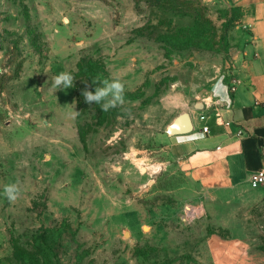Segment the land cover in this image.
Segmentation results:
<instances>
[{"label": "rangeland", "instance_id": "rangeland-1", "mask_svg": "<svg viewBox=\"0 0 264 264\" xmlns=\"http://www.w3.org/2000/svg\"><path fill=\"white\" fill-rule=\"evenodd\" d=\"M241 17L226 0H0V264L44 237L55 257L31 264H264V204L204 197L158 139L230 83ZM60 72L74 84L54 92ZM96 76L121 79L122 107L85 102Z\"/></svg>", "mask_w": 264, "mask_h": 264}, {"label": "crops", "instance_id": "crops-1", "mask_svg": "<svg viewBox=\"0 0 264 264\" xmlns=\"http://www.w3.org/2000/svg\"><path fill=\"white\" fill-rule=\"evenodd\" d=\"M226 1L242 11V53L236 58L233 78L229 84L219 83L202 100L203 109L194 103L193 131L169 134L164 130L158 139L204 197L215 198L220 205L252 208L264 204V184L254 187L251 183V175L264 167V0ZM234 79L238 83L232 92ZM207 103L213 106L208 108ZM218 109L232 123H219ZM202 113L209 114L205 122L200 120ZM203 124L210 126L208 133L202 130Z\"/></svg>", "mask_w": 264, "mask_h": 264}, {"label": "clouds", "instance_id": "clouds-1", "mask_svg": "<svg viewBox=\"0 0 264 264\" xmlns=\"http://www.w3.org/2000/svg\"><path fill=\"white\" fill-rule=\"evenodd\" d=\"M74 80L75 77L70 72H60L52 77L50 88L54 92L60 88L67 89L73 86ZM92 83L96 85L94 91L86 85L81 92L87 104L99 105L103 112H109L125 104V85L120 78L102 79L100 76H96L92 79ZM78 113L74 111V115H78ZM21 193L22 187L19 180L3 185L2 195L9 203L16 202Z\"/></svg>", "mask_w": 264, "mask_h": 264}, {"label": "trees", "instance_id": "trees-1", "mask_svg": "<svg viewBox=\"0 0 264 264\" xmlns=\"http://www.w3.org/2000/svg\"><path fill=\"white\" fill-rule=\"evenodd\" d=\"M83 68V65L80 64V69ZM75 75H77V72H74ZM6 74H2L0 75V94L3 92L5 86H6V82L8 81V79L5 78ZM14 247H15V257L21 261L24 262L25 264H31V260L30 258H27L25 256V254L30 255V256H36L38 255L39 257H41L44 260L49 261L50 258L49 257H55V251L53 250V248L48 244L46 238L44 237V239H41V241L38 243L37 245V251L34 253L32 251H27L26 248H19L20 246L17 244V242H14Z\"/></svg>", "mask_w": 264, "mask_h": 264}, {"label": "built area", "instance_id": "built-area-1", "mask_svg": "<svg viewBox=\"0 0 264 264\" xmlns=\"http://www.w3.org/2000/svg\"><path fill=\"white\" fill-rule=\"evenodd\" d=\"M237 83H238L237 79H234L233 82L231 83L230 90L232 92L236 91ZM256 104H259V101H256ZM212 106H213L212 104H208V103L206 104V107H208V108H211ZM223 111L224 110H222V109H218L217 111H215L216 120L219 123L229 125L230 123H232V120L224 119ZM208 116H209L208 113H202V114H200V120L205 122V120L207 119ZM202 130L204 132L208 133L210 131V126L208 124H203ZM239 134H242V130H239ZM251 183L254 187H257L261 184H264V167H262L260 170L254 172L251 175Z\"/></svg>", "mask_w": 264, "mask_h": 264}, {"label": "water", "instance_id": "water-1", "mask_svg": "<svg viewBox=\"0 0 264 264\" xmlns=\"http://www.w3.org/2000/svg\"><path fill=\"white\" fill-rule=\"evenodd\" d=\"M197 109L204 108L203 101L196 102ZM195 128L192 115L190 111H182L170 124H168L166 131L169 134H184L193 131Z\"/></svg>", "mask_w": 264, "mask_h": 264}, {"label": "bare ground", "instance_id": "bare-ground-1", "mask_svg": "<svg viewBox=\"0 0 264 264\" xmlns=\"http://www.w3.org/2000/svg\"><path fill=\"white\" fill-rule=\"evenodd\" d=\"M145 229H148V227L147 226H145ZM129 234V232H127V235Z\"/></svg>", "mask_w": 264, "mask_h": 264}]
</instances>
